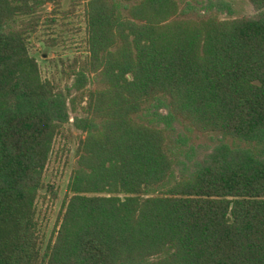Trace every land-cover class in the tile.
I'll list each match as a JSON object with an SVG mask.
<instances>
[{
	"label": "trees",
	"instance_id": "obj_1",
	"mask_svg": "<svg viewBox=\"0 0 264 264\" xmlns=\"http://www.w3.org/2000/svg\"><path fill=\"white\" fill-rule=\"evenodd\" d=\"M232 1L73 0L86 54L59 88L29 38L60 0H0V264H264V0ZM71 112L76 167L44 244ZM181 126L246 146L194 147Z\"/></svg>",
	"mask_w": 264,
	"mask_h": 264
},
{
	"label": "rangeland",
	"instance_id": "obj_2",
	"mask_svg": "<svg viewBox=\"0 0 264 264\" xmlns=\"http://www.w3.org/2000/svg\"><path fill=\"white\" fill-rule=\"evenodd\" d=\"M235 16L251 15L254 8L245 0H233ZM55 11V12H54ZM47 4L43 8V18L36 32L30 35L29 49L36 57L43 78L50 79L59 88L71 82L68 79L69 66L79 56L86 54L84 3L73 4V0H60L58 9ZM70 122L57 136L50 160L46 167L43 188L37 201V220L40 235L45 244L57 228V220L66 197L67 183L76 167V147L80 133ZM181 130L188 136L194 147H212L223 141L230 146H246L219 134H202Z\"/></svg>",
	"mask_w": 264,
	"mask_h": 264
}]
</instances>
